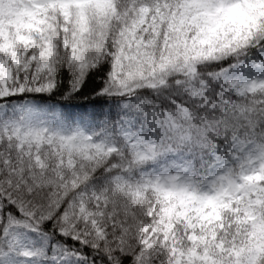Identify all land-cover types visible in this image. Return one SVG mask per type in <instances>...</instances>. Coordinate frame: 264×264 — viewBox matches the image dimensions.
<instances>
[{
  "label": "snow or ice",
  "instance_id": "snow-or-ice-1",
  "mask_svg": "<svg viewBox=\"0 0 264 264\" xmlns=\"http://www.w3.org/2000/svg\"><path fill=\"white\" fill-rule=\"evenodd\" d=\"M0 264H264V0H0Z\"/></svg>",
  "mask_w": 264,
  "mask_h": 264
}]
</instances>
